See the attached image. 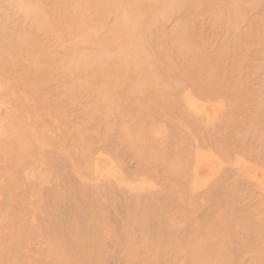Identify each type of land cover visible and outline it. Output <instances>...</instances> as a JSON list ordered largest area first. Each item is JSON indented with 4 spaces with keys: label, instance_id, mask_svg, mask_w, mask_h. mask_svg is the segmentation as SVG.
Instances as JSON below:
<instances>
[{
    "label": "rangeland",
    "instance_id": "obj_1",
    "mask_svg": "<svg viewBox=\"0 0 264 264\" xmlns=\"http://www.w3.org/2000/svg\"><path fill=\"white\" fill-rule=\"evenodd\" d=\"M79 1H68L76 6L69 13L53 0H0V264L68 263L90 239L91 257L77 264H264V0ZM111 4L120 7L108 11ZM130 8L142 27L137 60H150L160 78L178 60H213L220 94L178 80L173 116L158 121L148 105L103 102L108 77L85 62L109 59L101 51L109 26ZM87 33L96 40L83 42ZM177 43L192 49L188 57ZM198 66L186 69L210 72ZM181 115L195 125L175 137L165 123ZM172 152L183 153L186 182L173 175L168 191L158 176L165 169L148 156L168 165L177 161ZM83 209L79 220L91 230L62 251L54 243L68 235L58 231L61 215Z\"/></svg>",
    "mask_w": 264,
    "mask_h": 264
},
{
    "label": "bare ground",
    "instance_id": "obj_2",
    "mask_svg": "<svg viewBox=\"0 0 264 264\" xmlns=\"http://www.w3.org/2000/svg\"><path fill=\"white\" fill-rule=\"evenodd\" d=\"M68 1L69 0H53V4H54L55 8H59V9L64 8V10L67 9V11L69 13H71V12L74 13L75 8H76V6L74 5L75 3L69 5ZM79 2L82 3L83 8H92L93 4L95 6L96 0H93V1L88 0L86 2H85V0H80ZM230 3H234V0H231ZM118 7H120V6H114L113 4H111L108 11L114 10ZM124 9L126 11L127 8H124ZM100 12L102 13V14L101 13L99 14L100 18L102 17V15L104 16V18L108 15L107 12L106 13L104 11L102 12V10ZM129 12H130L129 14H127L126 16L123 17L122 22H120V23L117 22L118 24H113V26L112 25L109 26L108 33L105 36L106 43L103 44L104 47L101 50V51H104L105 53H107V55L109 56V59L102 58V59H100L101 63H99L97 60H95L94 62H92V60H86V62H85L88 65L90 64V66H91V63L97 62L96 65L99 64L100 68L98 66L97 67L100 70L102 68L101 71L99 70L100 73L98 72L97 74L98 75L100 74L102 80L105 77H108L107 82L105 81V83L107 84L106 87H105V85H103V82L101 84V86H104L103 88L106 91L105 94H107V96H108V98L107 97L105 98L106 95L104 94L103 99L104 98L105 99L103 102H105V100L107 99L108 101L106 100V102H107V104H108V102H110V105L113 104L111 102V100H113L114 102L117 100V101L125 102V103H133V106L138 104L139 106H137L135 108V110H141L148 105L151 107L152 114L154 117L153 119H151V121H154V120L158 121V119L168 118V117L173 116V113H174L173 109L175 108V106L173 104H171V98L175 95L176 92H174L172 90V86L175 85V90L178 89L180 87L179 85L176 84V82L178 80L188 81L192 77L193 79L191 81H195L192 83L196 85L193 87L194 91H197L198 93H201V94L207 95V96L212 95L211 97H213V95H219L220 94L221 91L218 93H216V91L218 89H221L223 85L221 86L220 83L218 85V83L216 81L217 79H215V77L212 75V74L216 73V70L212 67L213 60L201 61L202 62L201 64H199L200 60H197L195 63H191V62H194V60H178L176 63L178 65V67H175V65L170 64L171 67L168 68L169 70L162 69V75H163L162 78H160L159 76L157 77L156 72L153 71V69L151 68L150 60H137L136 59L137 55L134 53L133 47L137 46L143 40V36L141 35V33L139 31V29L142 30V27L138 28L139 24L137 25V23L133 20V18L136 17V15H137L136 9L133 11L130 8ZM71 20L74 21V19H71ZM155 21H153V22H155ZM217 21H219V20L217 19ZM38 24H39V28L41 30L44 27L46 29L45 31L48 30L47 28L49 27V25L46 24V22L43 19H40V22ZM179 30H177L178 36L180 34ZM182 32H183V30H182ZM185 32H186V34L188 33L187 30ZM120 33H123V34H120ZM171 33H172V31H171ZM186 34H184V36L182 34L183 37L181 36V38H184ZM170 36L171 37L173 36L174 40H175L176 32H174V30H173V33ZM82 37H83L82 38L83 42L84 41L85 42H94L96 40L93 37V34L91 35L89 33H87V35L85 37L84 36H82ZM179 37L177 39H180ZM180 40H178V42ZM182 42L185 43V40H182L181 43ZM29 44H31V43H29ZM177 44H178L177 46H178V51H179L180 56L188 57V55L186 53H189L190 51H192V49L190 47H188L186 44L185 45L184 44L179 45V43H177ZM114 49H117V51H118V53L115 54L116 60H113L112 55H111V54H113L111 52H114ZM210 50H209L208 54H211ZM212 52H213V50H212ZM220 52H222V51H220ZM137 54L138 55L140 54L139 50L137 51ZM212 54H214V52ZM217 54H215V55H217ZM220 54H223V53H220ZM132 55L135 57V60L132 59ZM183 59H185V58H183ZM263 60H264V58H263ZM79 64H80V62H79ZM193 64L194 65H200L197 67V69H200V67L202 66L205 70L210 71V72H208V74L192 73L191 71L188 72V69H186V68L193 65ZM98 68H97V70H98ZM212 68L215 70V72L213 71ZM90 69H91V67H90ZM91 72H93V69ZM95 72H96V70H95ZM89 77H91V76H89ZM94 78H96V77H94ZM97 78H99V77L97 76ZM92 79L93 78H90L89 80H92ZM224 79L228 80L226 82L228 83V85H230L229 83L231 80H229L228 77L227 78L224 77L223 80L220 78V80H222V82L224 81ZM95 81H96V83H98L97 79ZM99 83H101V82H99ZM259 86H261V85L259 84ZM253 96H254V94L251 96V98ZM262 97L260 98L261 101L260 102L258 101V103L264 105V100H262ZM254 101L250 100V102H254ZM211 109H213V108L211 107ZM144 111L151 112L149 109H145ZM211 111L213 112V110H211ZM208 117L212 119V114ZM142 118L144 121H148L145 114H143ZM263 121H264V119H263ZM140 125L145 126L146 124L143 122H140ZM188 125H190V126L195 125V120L191 119V121H190V117L187 116L185 118L184 115L180 116L179 122H177L175 125H170V124L168 125L165 123L166 127L172 129L171 131H172V133H174L175 137L179 136V133L177 130L181 126L187 127ZM144 129L145 128H141L140 131H143ZM238 131H239V129L236 128L235 135H237ZM244 135H245V133H244ZM204 138H206L205 135L201 137V140H202V142L206 143L207 140ZM207 138H210L209 135L207 136ZM210 140L212 141L213 139L210 138ZM236 140H238V139H236ZM213 142L215 143L214 140H213ZM236 142H237L238 146H242V144L239 141H236ZM223 143H225V140ZM169 144L170 143H168L167 145H169ZM245 144H243V145H245ZM215 146H216V144H215ZM198 147H199V145H198V141H197V143H196V154L198 155L197 157H199V154H200V150ZM247 148H249V146L243 147L242 150H245V152L251 150V148L249 150H247ZM155 151L159 152L158 150H155ZM263 154H264V151H263ZM249 155H250V153H249ZM181 156H183V153L180 154V152L179 153L178 152H176V153L172 152V158L173 157L176 158L177 161L176 162L173 161L174 163H171V164L169 163L168 165L167 164L164 165L162 160L159 159L158 155L154 156V160H151L150 156H148V158L151 162H159L160 163V165L158 167L159 170L165 169V170H161L159 172L158 176L165 183V185H163L162 187L165 188L167 186L169 189L168 191L173 190L172 186L169 185V183L172 181L173 175H179L178 186L181 185L183 180L185 181V179L183 177V173L181 172V167L177 163L179 161V159L181 158ZM207 158H209V157H207ZM251 158H253V156ZM201 160H203V159H201ZM201 162L202 161L199 160L196 163V169L197 168L200 169ZM171 165H172V167H171ZM182 167H184V166L182 165ZM196 174H197V172H196ZM167 178H169V180ZM252 180L254 181V179H252ZM79 203H80V201H79ZM65 204H68L67 200L63 201L60 205L64 207ZM80 204H82V203H80ZM64 213H66V215H61V218L59 220L60 224L58 225V227H59L58 231L61 232L60 236H62V233L64 235L66 233H68V235L63 236V238L59 237L56 239L57 242L56 241L54 242L56 245H58V247L62 251L64 248L66 249V248L71 247V245H66L70 240L72 241V243L77 241L79 236H82V233H84L87 236L89 230H91V227H92V223L87 222L88 223V225H87L86 221L79 220L78 216L85 214L84 209L82 211H80V213L75 215V216L70 215L65 210H64ZM56 223H58V222H56ZM92 237H93V235H92ZM96 237H99V236H96ZM87 243H89V244H85V251H83V255L73 253L74 256L72 259L69 260L70 262L67 263L66 259H65V261H62V263L63 264L82 263L81 259L83 257L85 259H87L85 256L91 257L90 253H89V249H90V247H92L94 244L97 243V240L96 239H90ZM234 243L237 244V246H235V247H237V249L239 251H244L243 247H242L243 243L241 240L239 241L237 238L236 242H234ZM66 252H68V251L66 250ZM190 257H191V255L189 256V258ZM190 260H195V259L190 258ZM57 262L60 263V261H57Z\"/></svg>",
    "mask_w": 264,
    "mask_h": 264
}]
</instances>
